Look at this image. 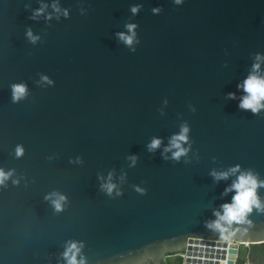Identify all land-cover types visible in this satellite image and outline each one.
Returning a JSON list of instances; mask_svg holds the SVG:
<instances>
[{"label":"water","instance_id":"95a60500","mask_svg":"<svg viewBox=\"0 0 264 264\" xmlns=\"http://www.w3.org/2000/svg\"><path fill=\"white\" fill-rule=\"evenodd\" d=\"M257 57L264 0H0V264H69L72 244L78 264H240L264 211L224 240L240 173H212L264 182V109L240 107Z\"/></svg>","mask_w":264,"mask_h":264},{"label":"clouds","instance_id":"9594fccd","mask_svg":"<svg viewBox=\"0 0 264 264\" xmlns=\"http://www.w3.org/2000/svg\"><path fill=\"white\" fill-rule=\"evenodd\" d=\"M181 0H177V3H180ZM138 8H133L132 11L134 13L138 12ZM42 9L37 15L42 14ZM59 11V9H57ZM154 11H159L158 9ZM67 15V12H65ZM129 31L134 33L135 25H129ZM31 36V33H29ZM121 39L124 40L127 44L131 45L133 42V38L130 36H125L121 34ZM258 60L264 59V57H257ZM260 64L257 63L253 66V73L249 75V77L244 81L243 85L240 87L247 93L246 96L243 97L242 103L240 107L242 109H249L253 113H258L261 109H264V73L260 72ZM47 79V78H45ZM26 93V88L24 86H14V99H21ZM231 98H234L232 94H230ZM188 128L185 127L182 130V134L175 136L171 142V148L167 149V151H171L172 149H176L173 153L175 159H179L181 156L185 155L187 150L182 147V142H187L188 140ZM161 145V140L154 139L153 142L149 145L151 150L159 148ZM18 155L23 154V149L17 150ZM240 173L237 179L233 182L231 187L226 189V194L232 191H235V195L232 198V202L228 204H224L221 206L222 212L217 211L215 213L217 220L209 225L210 228H215L220 230L222 233V238L224 240H229V236H223V233L227 232L228 229L223 225H231L233 222L243 223L249 213L253 211L254 208L260 209L264 211V205L261 204V200L257 195V189L260 187H264V182L259 181L258 177L251 172H242L240 167L237 166L235 168L230 169L229 172H213L212 175L217 180L228 179L230 175H236ZM10 173H5L3 170H0V185L4 184V182L9 178ZM109 192L112 191L114 185L108 184L105 186ZM65 198L60 197L59 200L55 201V207L57 211L62 210V203ZM235 233H232L234 235ZM79 254V248L76 244H72L69 248L68 252L65 253L66 259H68L69 264H78L76 259ZM79 264H83V261L79 262ZM226 264V261L223 262Z\"/></svg>","mask_w":264,"mask_h":264},{"label":"flooded vegetation","instance_id":"af4514ba","mask_svg":"<svg viewBox=\"0 0 264 264\" xmlns=\"http://www.w3.org/2000/svg\"><path fill=\"white\" fill-rule=\"evenodd\" d=\"M261 247H264V244H262V245H255V246H252V247H243V248H247L248 249V252H247V254L245 256V262L248 259H251V260H253L255 262L254 258L257 259L258 261H261V260H259V258L261 259V257H262V255L260 256V254H263L264 255V250L263 251H260V249H259ZM240 252H241V250H240ZM263 259H264V257H263ZM258 264H264V262H259Z\"/></svg>","mask_w":264,"mask_h":264},{"label":"trees","instance_id":"16d2710c","mask_svg":"<svg viewBox=\"0 0 264 264\" xmlns=\"http://www.w3.org/2000/svg\"><path fill=\"white\" fill-rule=\"evenodd\" d=\"M259 249H260V251H263L264 247H261ZM247 252H248L247 248L241 249L240 257H239V263L240 264L245 262V256H246ZM182 263H183V260L181 257L174 256V257L168 258L164 264H182Z\"/></svg>","mask_w":264,"mask_h":264},{"label":"bare ground","instance_id":"6f19581e","mask_svg":"<svg viewBox=\"0 0 264 264\" xmlns=\"http://www.w3.org/2000/svg\"><path fill=\"white\" fill-rule=\"evenodd\" d=\"M205 253H206L205 251H203V252H194V253L190 254V257L192 258L193 256H196V257L201 256V257L204 258L205 257ZM199 254H201V255H199Z\"/></svg>","mask_w":264,"mask_h":264},{"label":"crops","instance_id":"0c3cea01","mask_svg":"<svg viewBox=\"0 0 264 264\" xmlns=\"http://www.w3.org/2000/svg\"><path fill=\"white\" fill-rule=\"evenodd\" d=\"M262 255V257H261V259L259 258V260H261V261H258L257 259H255L254 258V260H255V262L258 264L259 262H264V259H263V257H264V255L263 254H260V256ZM257 256V255H256ZM258 257V256H257ZM257 260V261H256Z\"/></svg>","mask_w":264,"mask_h":264}]
</instances>
